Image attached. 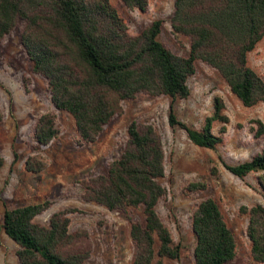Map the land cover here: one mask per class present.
Here are the masks:
<instances>
[{"label":"trees","instance_id":"trees-1","mask_svg":"<svg viewBox=\"0 0 264 264\" xmlns=\"http://www.w3.org/2000/svg\"><path fill=\"white\" fill-rule=\"evenodd\" d=\"M120 1L143 12L150 0ZM19 20V42L30 70L45 79L50 103L71 116L82 142H93L103 126L122 113L121 103L138 93L166 95L171 100L186 97V79L196 60L214 68L242 105L264 102V79L246 58L264 35V0H172L169 24L172 33L188 37L185 55L172 53L157 39L161 19L129 34L109 0H0V39ZM223 108L220 97L214 96L210 113L195 128L177 119L170 101L167 123L182 129L192 144L214 148L222 140L224 127L214 133L212 124L227 122ZM251 122L253 137L264 136V122L258 118ZM125 131L118 157L103 173L81 181L82 197L109 210L139 207L142 221L129 218V237L135 248L131 264H163V259L179 256L180 245L155 209L165 195L160 183L164 175L161 137L150 123L135 120L127 123ZM57 133L52 112L36 118L32 131L36 143L45 145ZM12 153L14 159L16 153ZM24 165L36 172L43 163L31 156ZM222 166L238 178L256 173V183L264 191V146L246 160ZM210 173L216 174L215 166H210ZM204 188L202 181L185 186L187 191ZM47 206L43 200L4 208L2 229L18 246V264H86L87 234L68 230L64 210L51 213L47 225L33 221ZM238 213L246 216L251 259L264 263V206L240 205ZM190 226L194 264H226L233 259V235L212 197L196 204Z\"/></svg>","mask_w":264,"mask_h":264},{"label":"rangeland","instance_id":"rangeland-1","mask_svg":"<svg viewBox=\"0 0 264 264\" xmlns=\"http://www.w3.org/2000/svg\"><path fill=\"white\" fill-rule=\"evenodd\" d=\"M124 20L127 32L137 34L151 20L161 19L157 39L172 53L185 55L188 37L174 34L169 19L172 0H150L146 10L127 8L120 0H109ZM22 21L0 39V264H18L17 244L2 229V212L27 203L48 201V206L33 221L47 225L51 213L64 210L68 230H84L90 245L86 264H131L134 244L129 237V218L142 221L139 207L107 209L82 197L81 181L103 173L107 164L118 157L126 140L130 120L150 123L159 132L164 153V175L160 183L165 195L155 205L162 223L180 245L179 256L163 259V264H194L191 214L204 197H212L235 241V255L226 264H264L251 259L245 234L246 216L238 213L240 205L260 203L264 191L255 180L256 173L243 178L230 174L222 163L235 164L250 158L264 146V136L253 137L252 119L264 122V102L244 106L229 91L218 72L202 61L194 62V71L186 79L189 93L171 100L166 95L138 93L123 101L122 113L113 116L91 143L79 140L71 116L55 109L49 100L45 79L30 70V61L19 42ZM247 64L264 79V35L246 54ZM220 97L226 123L213 122L212 131L220 126L221 142L214 148L192 144L184 131L167 123L168 105L178 120L198 128L212 109V99ZM52 112L57 135L40 145L32 138L36 118ZM16 157L13 159V153ZM33 156L42 161L40 170L25 169L24 161ZM215 166L216 174L210 173ZM190 181H202L203 190L187 191Z\"/></svg>","mask_w":264,"mask_h":264}]
</instances>
